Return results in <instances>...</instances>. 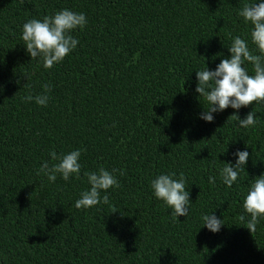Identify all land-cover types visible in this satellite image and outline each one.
Segmentation results:
<instances>
[{"label": "trees", "instance_id": "obj_1", "mask_svg": "<svg viewBox=\"0 0 264 264\" xmlns=\"http://www.w3.org/2000/svg\"><path fill=\"white\" fill-rule=\"evenodd\" d=\"M251 2L0 0V264H264V219L251 233L238 220L249 180L264 172V106L226 108L206 123L194 91L195 70L227 58L233 36L248 38L237 12ZM63 8L87 22L72 33L76 49L44 69L21 26ZM45 83L46 105L23 99ZM234 111L259 121L240 128ZM77 148L79 178L37 175L49 151ZM237 149L249 158L226 188L217 169ZM101 166L117 169L119 187L107 204L76 209L84 173ZM168 171L182 172L189 192V215L177 220L149 186ZM211 212L223 223L215 234L200 219Z\"/></svg>", "mask_w": 264, "mask_h": 264}, {"label": "clouds", "instance_id": "obj_2", "mask_svg": "<svg viewBox=\"0 0 264 264\" xmlns=\"http://www.w3.org/2000/svg\"><path fill=\"white\" fill-rule=\"evenodd\" d=\"M237 16L248 26V38L233 36L227 47L230 54L227 58H221L213 70H209L206 65L200 70H195L194 91L207 106H202L203 111L199 114V119L206 123L213 121L214 113L226 108L238 111L253 103L255 106H264V0H253L251 3L243 4ZM86 22L83 12H74L67 8L55 11L50 16L45 15L41 19L25 21L21 26L20 39L30 61L36 60L44 69L61 63L79 43L72 35L73 31L83 29ZM249 43L254 46L251 50ZM246 62L252 67L251 75L246 70ZM42 88L44 89L42 94L36 96L29 94L23 99L34 101L38 106L46 105L50 85L45 83ZM230 117H233L238 127L243 129L251 128L259 121V117L253 111H249L242 119L238 117L236 111ZM82 151L80 148L62 154L49 151L51 163L42 162L37 175L42 174L49 182H55L57 176L64 181H68L70 177L79 178ZM232 156L234 160L221 162L222 167L217 169L220 182L226 188L239 183L238 177L242 171L245 172L249 153L246 149H237ZM116 172L117 169L108 171L102 166L96 171L85 172L89 187L79 193V198L74 201L73 206L78 210H87L99 204H107L108 190L119 187ZM122 174L123 171L120 170V175ZM207 179L209 184H214L216 180L213 175H209ZM185 183L182 172L177 174L172 171L161 172L150 180L152 196L170 210V215L175 220L177 217L189 215L191 203ZM241 208L243 211L238 220L246 223L250 233L254 232L258 221L264 219V172L249 180L247 191L242 197ZM200 219L203 227L213 234L219 232L223 225L222 220L212 212L202 214Z\"/></svg>", "mask_w": 264, "mask_h": 264}]
</instances>
